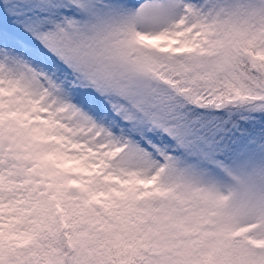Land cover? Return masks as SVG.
Here are the masks:
<instances>
[{"label": "snow or ice", "instance_id": "6c2138e0", "mask_svg": "<svg viewBox=\"0 0 264 264\" xmlns=\"http://www.w3.org/2000/svg\"><path fill=\"white\" fill-rule=\"evenodd\" d=\"M0 264H264V0H0Z\"/></svg>", "mask_w": 264, "mask_h": 264}]
</instances>
